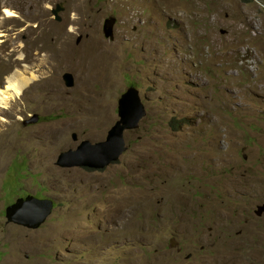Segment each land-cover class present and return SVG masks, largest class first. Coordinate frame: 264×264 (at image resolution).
<instances>
[{
  "label": "rangeland",
  "instance_id": "obj_1",
  "mask_svg": "<svg viewBox=\"0 0 264 264\" xmlns=\"http://www.w3.org/2000/svg\"><path fill=\"white\" fill-rule=\"evenodd\" d=\"M17 74L36 80L0 108V264H165L173 236L195 238L192 206L209 226L229 214L235 233L264 207V0H0V89ZM132 87L147 115L127 153L57 166L107 139ZM29 196L56 204L38 230L6 213ZM263 251L236 237L234 264Z\"/></svg>",
  "mask_w": 264,
  "mask_h": 264
},
{
  "label": "water",
  "instance_id": "obj_2",
  "mask_svg": "<svg viewBox=\"0 0 264 264\" xmlns=\"http://www.w3.org/2000/svg\"><path fill=\"white\" fill-rule=\"evenodd\" d=\"M64 3L56 5L51 11L57 22H61L60 13L64 11ZM116 18L105 20L103 32L108 38H114ZM80 39H78V43ZM65 86L74 88L75 78L70 73L63 76ZM147 111L143 104L141 93L137 88H130L119 101L120 120L109 132L107 139L99 143L83 141L77 149H71L62 153L57 161V166L64 169L90 168L103 170L119 161L128 151L125 134L127 131L136 130L140 127L141 121L146 117ZM39 116L24 122V125L37 123ZM75 142L79 141L78 135H73ZM55 209V202L49 199H38L30 196L27 199L18 201L7 210V216L14 223L25 226L32 230L40 229L52 216ZM264 214V207L256 212L258 217Z\"/></svg>",
  "mask_w": 264,
  "mask_h": 264
},
{
  "label": "flooded vegetation",
  "instance_id": "obj_3",
  "mask_svg": "<svg viewBox=\"0 0 264 264\" xmlns=\"http://www.w3.org/2000/svg\"><path fill=\"white\" fill-rule=\"evenodd\" d=\"M196 195L197 199L201 197L199 192ZM192 207L194 210L190 214L192 219L190 233L186 229L185 236L187 237L195 232V238L189 243H184L179 240L180 238L173 236L170 239V246L165 250V264H234L236 237L242 238L245 249L257 248L261 250L264 246V229L258 232L251 230L253 224L249 223L251 220L250 214L255 216L257 210L250 209L246 211L248 220L245 221L241 230L235 233L233 218L229 214L216 215V217L211 218V226H209L202 212L199 211L200 213H198V208ZM260 219L256 218L252 222H259ZM4 243L9 244V240L4 238ZM261 256L264 263V251ZM182 261L185 263H182ZM245 262L251 263L247 259H245Z\"/></svg>",
  "mask_w": 264,
  "mask_h": 264
},
{
  "label": "bare ground",
  "instance_id": "obj_4",
  "mask_svg": "<svg viewBox=\"0 0 264 264\" xmlns=\"http://www.w3.org/2000/svg\"><path fill=\"white\" fill-rule=\"evenodd\" d=\"M8 16L14 15L13 12L8 9L5 10ZM35 78H27L21 74L14 75L7 80L4 89H0V108L6 109L9 103L13 100L18 99L28 86L33 83Z\"/></svg>",
  "mask_w": 264,
  "mask_h": 264
},
{
  "label": "clouds",
  "instance_id": "obj_5",
  "mask_svg": "<svg viewBox=\"0 0 264 264\" xmlns=\"http://www.w3.org/2000/svg\"><path fill=\"white\" fill-rule=\"evenodd\" d=\"M60 4H61V3H60ZM57 5H58V4H57ZM63 6H64V4H63ZM55 7H56V6H55ZM53 9H55V8H53ZM53 9H52V10H53ZM52 10H51V11H52ZM60 14H61V13H60ZM111 18H112V17H111ZM115 27H116V26H115ZM134 88H135V87H134ZM138 90H139V89H138ZM139 91H140V90H139ZM126 153H127V152H126ZM126 153H125V154H126ZM125 154H124V155H125ZM124 155H123V156H124ZM123 156H122V157H123ZM114 163H116V162H114ZM114 163H113V164H114ZM109 167H110V166H109ZM107 168H108V167H107ZM73 169H74V168H73ZM83 169H90V168H83ZM90 170H94V169H90ZM103 170H105V169H103ZM29 197H30V196H29ZM27 198H28V197H27ZM27 198H26V199H27ZM36 198H37V197H36ZM19 201H20V200H19ZM54 202H55V201H54ZM55 209H56V204H55ZM55 209H54V210H55ZM6 213H7V212H6ZM52 215H53V214H52ZM47 221H48V220H47ZM46 223H47V222H46ZM46 223H45V224H46ZM17 225H18V224H17ZM19 226H20V227H23V228L25 227V226H21V225H19ZM25 228H27V227H25ZM28 229H29V228H28ZM40 229H41V228H40ZM30 230H32V229H30Z\"/></svg>",
  "mask_w": 264,
  "mask_h": 264
},
{
  "label": "trees",
  "instance_id": "obj_6",
  "mask_svg": "<svg viewBox=\"0 0 264 264\" xmlns=\"http://www.w3.org/2000/svg\"><path fill=\"white\" fill-rule=\"evenodd\" d=\"M88 170H90V169H88Z\"/></svg>",
  "mask_w": 264,
  "mask_h": 264
}]
</instances>
